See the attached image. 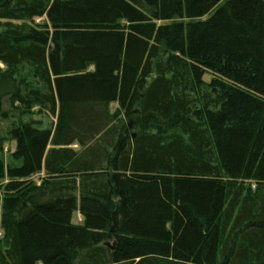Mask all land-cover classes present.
Listing matches in <instances>:
<instances>
[{
	"label": "trees",
	"instance_id": "16d2710c",
	"mask_svg": "<svg viewBox=\"0 0 264 264\" xmlns=\"http://www.w3.org/2000/svg\"><path fill=\"white\" fill-rule=\"evenodd\" d=\"M0 120V264H264V0H0Z\"/></svg>",
	"mask_w": 264,
	"mask_h": 264
},
{
	"label": "rangeland",
	"instance_id": "374dc122",
	"mask_svg": "<svg viewBox=\"0 0 264 264\" xmlns=\"http://www.w3.org/2000/svg\"><path fill=\"white\" fill-rule=\"evenodd\" d=\"M44 21V18H36L32 21V24H37V25H40L42 24ZM204 81L208 82L210 80V76L208 75H205L204 78H203ZM36 111V109H34ZM109 110L110 112L113 114V113H118L117 112V106L115 104H111L109 106ZM35 119L37 120H41L42 122V127L43 128H48L50 126L53 125L54 123V120L52 118H50L49 116H47L46 114H42V115H36L34 116ZM6 125H8L7 121H2L0 120V131L1 130H4L6 128ZM13 149V145L12 144H5L4 145V152H3V156L5 159L8 158V154L9 152ZM42 178V174H38V175H35L32 177V182L35 184V185H40V180ZM251 190H254L253 186L251 187ZM72 222L76 225H81L83 220H82V217L80 216V214L78 212H74L73 215H72ZM0 235H1V232H0Z\"/></svg>",
	"mask_w": 264,
	"mask_h": 264
}]
</instances>
